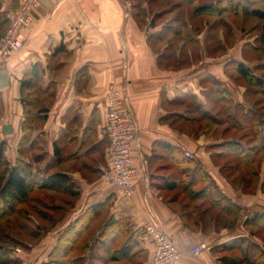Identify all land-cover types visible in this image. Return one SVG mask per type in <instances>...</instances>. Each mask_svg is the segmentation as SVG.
<instances>
[{
  "label": "crops",
  "instance_id": "1",
  "mask_svg": "<svg viewBox=\"0 0 264 264\" xmlns=\"http://www.w3.org/2000/svg\"><path fill=\"white\" fill-rule=\"evenodd\" d=\"M19 5L20 0H0V22L10 21ZM160 14L143 19L125 0H37L23 48L0 62V144L11 165H31L34 180L61 173L79 190L68 205L72 207L65 227L88 208L108 203L93 225L96 231L120 217L127 218L134 231L152 222L181 253L177 264H229L225 252L246 237L240 232L245 218L264 211V158L253 175L259 180L254 194L230 186L227 165L216 163L231 158L223 155V145L232 140L217 139L216 104H207L200 81L212 78L222 84L228 94L225 101L247 112L250 105L225 73L233 70L239 77L235 65L241 63L257 77L264 73V61L250 65L230 59L207 71L178 63V52L173 58L166 54L160 35L166 26H153L154 20H162ZM111 86L120 91L122 106L136 124L131 152L134 193L129 198L105 180L108 140L103 129ZM188 101L195 102L193 111L186 109ZM207 120L215 122L214 129L205 128L201 134ZM169 147L189 154L187 158L202 169L204 184L215 187L208 189L210 195L237 204L242 222L235 223V217L214 206L212 196H187L180 172L168 157ZM169 183L176 189L166 188ZM201 243L209 250L190 256L191 248ZM146 248V258L132 264H149L152 248L148 243Z\"/></svg>",
  "mask_w": 264,
  "mask_h": 264
},
{
  "label": "rangeland",
  "instance_id": "2",
  "mask_svg": "<svg viewBox=\"0 0 264 264\" xmlns=\"http://www.w3.org/2000/svg\"><path fill=\"white\" fill-rule=\"evenodd\" d=\"M125 1L130 3L133 13L142 15L143 19H149L153 13H161L162 20H154L153 26L157 28L161 24L166 26L160 34L168 47L166 54L173 58L175 52H178V63L194 65L196 68L207 71L213 65L218 66L222 61L230 59L242 60L250 65L264 61V42L262 41L264 20H257L250 14L243 15L240 9L235 14L222 12V10L208 12V8H211V5L218 0ZM241 7L240 4L239 8ZM245 7V13L255 10L264 11V0H252L251 3L245 4ZM31 27L32 24L29 28L23 29L22 35L24 36V32ZM199 62L202 63L199 64ZM171 65L176 69L173 62ZM225 75L233 82L237 94H242L243 101L250 105L251 110L247 112H254V114L257 112L264 119V97L258 94L255 88L252 89L250 84L237 77L233 70H227ZM200 87L205 92L207 104L212 102L216 104V116L219 119L216 123L214 122L217 125V139H244L243 142L247 143L255 138L253 124L242 123L246 111L235 107L234 102H232L233 106L230 101L218 98L216 91L223 89L222 84L215 82L212 78H206L200 81ZM195 105L194 101H188L185 107L193 111ZM199 111L202 113L201 109ZM214 123L209 120L203 122L200 133L203 134L205 128H209L212 132ZM249 144L256 146V143ZM262 158L264 153H261L253 165L255 173L259 171L258 161ZM224 163L227 165L224 171L225 179L230 186L235 189L242 188L247 194H254L259 181L255 178L256 176L254 177L246 166L239 165L235 158H228L216 165L220 166ZM1 173L3 170H0ZM32 181L36 184L41 183L33 177ZM260 189L264 191L261 186ZM66 199L65 196L54 191L38 192L35 189L30 192L24 204H15L7 215L1 216L0 264H50L49 254L57 235L67 223L72 207L67 206ZM242 218V216H235L234 222L238 220L242 222ZM245 221L244 226L241 225L243 230L240 232L246 237L237 240L234 243L235 246L225 252L227 259L230 260L229 264H250L252 246L257 245L264 251V231L246 224ZM65 263L64 258L59 259V264ZM112 264L130 263L123 260ZM149 264H151V258Z\"/></svg>",
  "mask_w": 264,
  "mask_h": 264
},
{
  "label": "trees",
  "instance_id": "3",
  "mask_svg": "<svg viewBox=\"0 0 264 264\" xmlns=\"http://www.w3.org/2000/svg\"><path fill=\"white\" fill-rule=\"evenodd\" d=\"M251 2L252 0H218L207 11L219 12L222 10V12L235 14L240 9L243 15L250 14L257 20H264L263 10L245 13V4ZM240 4L241 8H239ZM9 23V20L0 22L2 31L0 38L8 28ZM262 41L264 42V33L262 34ZM235 68L239 78L250 84L252 89L255 88L258 94L264 97V73L256 77L252 70L241 63L236 64ZM25 83H22V87ZM216 94L219 99H228V94L224 89L216 91ZM235 107L239 108L237 105ZM256 113L246 112L242 119L243 124H253L255 138L247 143H256V146L245 149L242 146L244 139L237 140L231 137L232 141L223 145V155L235 158L239 165L246 166L248 171L252 172V175L256 174L253 169L256 159L260 153H264V135L262 132L264 130V119L262 115ZM229 118L231 119V117ZM33 119V116L28 118V125L26 126L28 133L31 132L30 126ZM168 157L177 166L176 170L180 172L181 187H184L188 193L187 196L191 200H200L212 196L208 189L213 190L215 187L211 183L204 184V178L201 174L202 169L199 165L192 159L185 157L179 149L172 147L168 148ZM0 170H3V173L0 174V217L7 215L15 204H24L30 192L35 189L38 192L54 191L62 194L67 198L66 204L68 205H72L79 195V190L66 175L61 173L53 174L39 184L34 183L32 181L31 165L22 161H17L14 165H11L4 156V146L2 144H0ZM166 188L173 190L176 189V185L175 183H169ZM194 188H198L199 191L193 192ZM210 202L228 215L237 217L242 214L241 208L224 196L216 194V197L212 196ZM107 204H98L88 208L69 226L60 231L49 254L50 264H59V259L63 258L66 260L65 264H112L123 260H127L132 264L136 258H146L148 249L146 248L145 234L143 230L134 231L127 218L120 217L115 221L105 222L97 231L93 227L96 222H100L101 212L106 209ZM245 222L264 231V211L253 215L251 218L248 217ZM250 254L252 258L250 264H264V251L260 247L257 245L252 246Z\"/></svg>",
  "mask_w": 264,
  "mask_h": 264
},
{
  "label": "built area",
  "instance_id": "4",
  "mask_svg": "<svg viewBox=\"0 0 264 264\" xmlns=\"http://www.w3.org/2000/svg\"><path fill=\"white\" fill-rule=\"evenodd\" d=\"M37 6V0H20L16 13L3 36L0 38V62L5 63L16 55L24 46L25 38L21 31L32 24L31 12ZM106 120L103 132L108 140L106 155L105 180L123 197H131L134 193L131 165L132 146L137 139L136 124L122 106L121 93L114 86L108 90L106 101ZM189 157L188 153H185ZM145 240L151 246V264H177L181 253L168 236L155 223L148 222L143 227ZM209 248L206 244H198L191 248L189 255L198 257Z\"/></svg>",
  "mask_w": 264,
  "mask_h": 264
}]
</instances>
